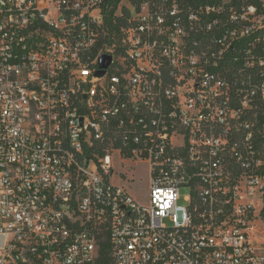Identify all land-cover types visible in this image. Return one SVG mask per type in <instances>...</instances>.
<instances>
[{"label":"built area","instance_id":"1","mask_svg":"<svg viewBox=\"0 0 264 264\" xmlns=\"http://www.w3.org/2000/svg\"><path fill=\"white\" fill-rule=\"evenodd\" d=\"M182 1L0 0V264H264V0Z\"/></svg>","mask_w":264,"mask_h":264},{"label":"rangeland","instance_id":"2","mask_svg":"<svg viewBox=\"0 0 264 264\" xmlns=\"http://www.w3.org/2000/svg\"><path fill=\"white\" fill-rule=\"evenodd\" d=\"M116 172L112 177V182L119 186L127 187L132 194L141 202H146L149 196V179H148V169L145 165H136L128 161L124 166L116 165ZM126 175H121V174ZM135 178V180H131ZM188 194L187 190L182 191V195L186 196ZM181 205H186L182 200ZM257 213L263 209V206L259 203L256 204ZM250 239L252 245L257 249L264 248V222L260 219H256L254 226L250 232Z\"/></svg>","mask_w":264,"mask_h":264},{"label":"trees","instance_id":"3","mask_svg":"<svg viewBox=\"0 0 264 264\" xmlns=\"http://www.w3.org/2000/svg\"><path fill=\"white\" fill-rule=\"evenodd\" d=\"M226 0H183L182 4L185 7H199L201 5H216L224 2ZM234 3L235 2H241L242 0H232ZM251 3L253 4H258V0H253ZM263 216H264V211H263ZM106 261V260H104Z\"/></svg>","mask_w":264,"mask_h":264},{"label":"water","instance_id":"4","mask_svg":"<svg viewBox=\"0 0 264 264\" xmlns=\"http://www.w3.org/2000/svg\"><path fill=\"white\" fill-rule=\"evenodd\" d=\"M103 60H105V57L103 58Z\"/></svg>","mask_w":264,"mask_h":264}]
</instances>
